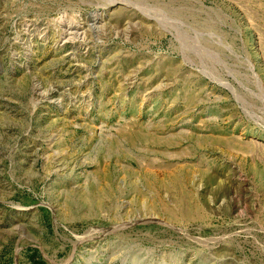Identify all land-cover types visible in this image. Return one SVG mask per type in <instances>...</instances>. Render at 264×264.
Here are the masks:
<instances>
[{
  "label": "rangeland",
  "instance_id": "rangeland-1",
  "mask_svg": "<svg viewBox=\"0 0 264 264\" xmlns=\"http://www.w3.org/2000/svg\"><path fill=\"white\" fill-rule=\"evenodd\" d=\"M0 264H264V0H0Z\"/></svg>",
  "mask_w": 264,
  "mask_h": 264
},
{
  "label": "bare ground",
  "instance_id": "bare-ground-1",
  "mask_svg": "<svg viewBox=\"0 0 264 264\" xmlns=\"http://www.w3.org/2000/svg\"><path fill=\"white\" fill-rule=\"evenodd\" d=\"M130 5V4H129Z\"/></svg>",
  "mask_w": 264,
  "mask_h": 264
}]
</instances>
